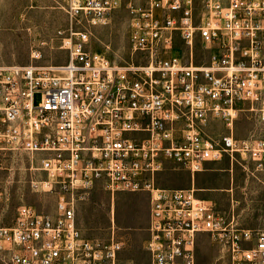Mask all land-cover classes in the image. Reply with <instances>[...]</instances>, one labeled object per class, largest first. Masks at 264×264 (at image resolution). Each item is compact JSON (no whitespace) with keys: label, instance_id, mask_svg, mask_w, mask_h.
Returning <instances> with one entry per match:
<instances>
[{"label":"built area","instance_id":"1","mask_svg":"<svg viewBox=\"0 0 264 264\" xmlns=\"http://www.w3.org/2000/svg\"><path fill=\"white\" fill-rule=\"evenodd\" d=\"M53 1L71 22L58 31L66 62L38 64L36 47L31 63L0 64V151L41 155L47 179L31 186L57 194L54 215L22 204L12 225H0L7 264H136L122 256L127 240L116 234L114 218L109 238L82 235L77 203L97 186L112 198L149 192L147 264H197L201 233L230 264H264V227L242 226L194 186L157 183L171 161L191 175L226 155L231 164L240 157L264 170V138L235 131L243 111L264 121V0H204L200 18L196 0ZM122 6L131 14L135 75L128 60L112 62L89 47L92 28ZM198 37L218 48L207 64L194 62ZM177 39L186 57L174 53ZM215 120L227 127L217 137L206 132Z\"/></svg>","mask_w":264,"mask_h":264},{"label":"rangeland","instance_id":"2","mask_svg":"<svg viewBox=\"0 0 264 264\" xmlns=\"http://www.w3.org/2000/svg\"><path fill=\"white\" fill-rule=\"evenodd\" d=\"M204 11V0H196L198 18ZM130 16L125 6L113 11L106 25L92 28L89 47L106 53L112 62L124 63L132 58ZM70 23L67 13L53 0H0V64L31 63V50L36 47L42 50V58L36 63H65L67 51L60 48L58 31H67ZM74 28L81 27L75 25ZM217 52L215 44H205L198 37L194 62L207 64ZM174 53L187 56L186 45L180 39L175 43ZM40 99L41 94L37 93L35 101ZM226 130L220 120L206 128L214 137ZM235 131L238 137L264 138V121L255 111H243ZM41 159V155L31 156L21 150L0 151V225H12L22 204H33L41 212L55 214L57 194L31 186L32 180L47 179V173L39 168ZM238 160L231 165L226 155L223 160L210 163L209 169L196 175L195 188L210 191L201 192V196H210L217 207L234 213L242 226L263 228L264 170L258 169L252 160L240 157ZM192 182L191 173L178 162H168L157 175V183L162 187L186 188L191 187ZM150 205L147 191H119L112 198L108 191L97 186L78 200L77 223L84 237L107 239L112 234L114 218L116 234L127 240L122 256L126 261L147 264L148 254L142 243L148 233ZM8 256L7 251H0V264H7ZM197 264H230V260L208 233H201L197 242Z\"/></svg>","mask_w":264,"mask_h":264},{"label":"crops","instance_id":"3","mask_svg":"<svg viewBox=\"0 0 264 264\" xmlns=\"http://www.w3.org/2000/svg\"><path fill=\"white\" fill-rule=\"evenodd\" d=\"M238 120V119H237ZM237 122V121H236ZM212 125V124H211ZM214 162H219V161H209L208 163H207V165H206V169L205 170H207V169H209V164L210 163H214ZM231 165H234V164H231ZM230 170H232V167L230 168ZM261 170V169H260ZM199 173V172H198ZM198 173H196L195 175H192V186H194L195 187V179H196V175L198 174ZM191 186V187H192ZM187 188V187H186ZM196 190H197V195L199 196V197H201V198H205V199H211V200H213L214 201V199L213 198H209L210 196H207V195H205V194H202V195H205V196H207V197H202L201 196V192L202 193H204V192H210V191H203L204 189H202V188H200V187H197L196 188ZM212 190V189H211ZM231 190V189H230ZM232 191V190H231ZM212 192V191H211ZM234 201V200H233ZM215 202V201H214ZM219 208V207H218ZM220 209H222V210H227V209H224V208H220ZM147 236H148V233H147ZM146 236V237H147ZM145 237V238H146ZM144 238V239H145Z\"/></svg>","mask_w":264,"mask_h":264},{"label":"bare ground","instance_id":"4","mask_svg":"<svg viewBox=\"0 0 264 264\" xmlns=\"http://www.w3.org/2000/svg\"><path fill=\"white\" fill-rule=\"evenodd\" d=\"M128 65H132V68H128V75H135V70H140V63H138L137 57L130 58Z\"/></svg>","mask_w":264,"mask_h":264}]
</instances>
